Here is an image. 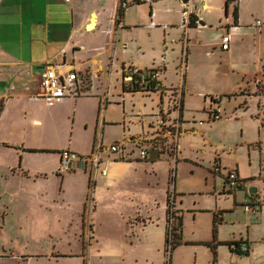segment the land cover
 Returning <instances> with one entry per match:
<instances>
[{
	"label": "crops",
	"instance_id": "0c3cea01",
	"mask_svg": "<svg viewBox=\"0 0 264 264\" xmlns=\"http://www.w3.org/2000/svg\"><path fill=\"white\" fill-rule=\"evenodd\" d=\"M222 1L223 6L218 7L214 0H188L187 4L182 0H0V237L21 238L45 232L53 238L62 233L59 231L65 234L72 226L70 220L60 229V216L51 218L48 211L70 207L65 201H71V196L76 193L79 195L78 232L84 237L85 202L89 196L93 198L90 215L93 222L97 215L95 200L100 205L107 194L124 185L131 189V193L122 202L135 208L134 214L127 212L123 216L121 212L119 217L130 225L132 239L128 241L129 247L136 246L140 255L157 252L161 257L158 264L166 263L168 195L175 183V169L182 161L189 160L186 156L181 158L183 153L178 149L174 158L148 142L159 135L168 136L158 125L160 113L171 108L178 91L174 89L172 93H166L168 88H182L184 105L190 102L187 99L191 94L183 73L187 75L191 35L213 27L211 18L206 15L224 8L227 20L229 6L233 10L235 5L238 7L239 0L228 6L226 0ZM191 15L195 18V27L188 25ZM174 17H179L181 23L173 21ZM151 23L155 26L151 27ZM233 24L236 29L241 27L239 16ZM177 25L185 34L180 47L187 66L180 76L175 74L177 80L173 81L170 72L177 69L173 58V47L177 43L174 38L170 41L169 37L174 36L171 30ZM157 33L158 39L155 37ZM226 35L218 34L220 48ZM231 46L230 38V49ZM48 65L57 72L75 70L80 85L81 79L87 81L83 93L55 102H46L39 97V75ZM131 69L142 72L159 70L161 90L132 89L124 78ZM135 118L140 119L141 127L132 122ZM191 129L182 132L186 134L194 130ZM116 142L125 144L124 151H102L94 179L82 171L58 173L60 151L70 150L88 156L96 144L107 148ZM138 146L148 150L146 160H141L133 150L139 149ZM218 162L221 168L220 160ZM103 170L106 175H102ZM213 180L217 199L227 196L224 200H228V196L233 195L237 201L236 193H231L232 190L228 194L225 192V181L219 189L216 179ZM139 187L147 190L158 187L160 195L151 201H138ZM256 188L257 192L250 195L252 201H258L259 187ZM172 191L175 200L183 193L178 182ZM183 205L184 201H175L177 215L182 219ZM140 206L146 212L141 213ZM215 215L221 221V214ZM155 222L162 227L160 241H153L148 231ZM93 229L91 223L90 233ZM92 239L91 235L87 246L83 242L81 251L84 257ZM181 239L179 246H191L183 240V222ZM223 243L229 242L218 237L213 246L215 249L217 245L229 248V244ZM206 245L212 250L210 244ZM11 254L15 255L0 242V264L24 262L22 259L18 261L16 255L6 257ZM24 255L30 259L42 254ZM70 256L80 257L81 253L64 254V257ZM212 256L213 264V252ZM82 262L86 264L83 258Z\"/></svg>",
	"mask_w": 264,
	"mask_h": 264
},
{
	"label": "rangeland",
	"instance_id": "374dc122",
	"mask_svg": "<svg viewBox=\"0 0 264 264\" xmlns=\"http://www.w3.org/2000/svg\"><path fill=\"white\" fill-rule=\"evenodd\" d=\"M214 3L218 7L223 6L222 0H214ZM226 13L223 8L222 11L206 15V18H211L213 27L203 28L191 35L187 75L183 73L191 96L187 99L190 102L185 105L184 101L182 103L181 129L194 130L186 134L181 131L177 145L178 151L183 153L181 158L186 156L191 162L179 163L178 169H175V183L171 188L174 190L178 182L179 190H183L176 200L184 201V219L180 216L183 240L191 246L183 244L174 248L169 264H212L213 250L206 244H213L214 236L216 241L219 237L229 242L223 243L225 245L239 242L240 249L243 245L248 248L246 255L234 251L231 253L228 246L217 245L216 264H264V0L238 1L239 29L233 24V7L228 8L227 20ZM173 21L181 23L179 17H174ZM257 21L261 24L256 25ZM171 31L174 36L169 37V40L174 38L177 43L173 47L177 69L170 72V78L174 81L177 80L175 74L180 76L182 69L186 70L187 62L180 47L181 40H184V30L177 25ZM218 34H228L232 39L229 51L221 50ZM155 37L158 39L159 33ZM174 89L182 90L178 86L170 87L166 93H172ZM212 96L222 97L221 118L216 121L209 120L206 112L207 100ZM165 108L168 107L165 105ZM177 115V111L172 108L166 125L172 123ZM132 122L141 127L140 119L135 118ZM133 150L139 155V149ZM215 160L221 162L220 171L215 170ZM230 171H238L239 178L247 181L240 189L231 191L236 193L237 201H234L233 195L228 196V200H224L227 196L217 199L213 179H216V186L220 189ZM257 186L258 201H252L249 190ZM138 190V201H151L160 195L158 187L153 190L139 187ZM172 190L171 206L177 211ZM228 191L226 187L225 192ZM128 193H131V189L122 185L107 194L100 205L95 200L97 215L93 222L89 202L84 211V237L78 232L79 195L76 193L71 196V201H65L70 207L48 211L51 218L60 216V229L61 225L70 220L72 226L65 234L59 231L62 233L53 238L45 232L21 238L0 237V242L6 250H11L18 257V261L24 260L21 264H83L82 258L86 264H158L161 259L159 253L145 252L140 255L136 246L129 247L128 241L132 239L130 225L119 218L121 212L123 216L127 212L135 213V208L128 202H122L126 201ZM140 208L141 213L146 212L143 206ZM218 213L221 214V221L217 216L219 222L214 224L213 215ZM65 214L67 216L63 217ZM91 223L94 224L92 233L89 231ZM148 231L153 241L161 240L162 227L157 226L156 222L148 227ZM91 235V246L87 248L84 257L82 245L83 242L85 246L88 245ZM35 253L42 255L30 259L28 255L22 256ZM77 253H81V256L64 257V254Z\"/></svg>",
	"mask_w": 264,
	"mask_h": 264
},
{
	"label": "built area",
	"instance_id": "2783aa9c",
	"mask_svg": "<svg viewBox=\"0 0 264 264\" xmlns=\"http://www.w3.org/2000/svg\"><path fill=\"white\" fill-rule=\"evenodd\" d=\"M153 1V0H147ZM184 14H188L184 12ZM261 22L257 21L256 25H260ZM151 27H154V23L150 24ZM221 48L223 51H228L230 49V37L228 35L224 36L221 42ZM125 80L130 82L131 88L137 91H147V92H155L161 90V84L158 80L159 78V70H150L146 72H142L138 69H131L128 75H126ZM82 84L80 85V79L78 73L75 70L65 71V72H57L53 66H45L43 67L40 75H39V85L41 88V93L39 97H41L46 102H55L65 98L67 96H75L78 97L83 93L84 84L87 82L81 79ZM82 87V90H81ZM74 88L75 91H71ZM221 96H212L207 100L208 108L206 110L209 115V120L216 121L221 118ZM182 103H183V91H177L176 96L174 97V101L171 105V108L166 111H162L160 113V121L158 123L161 131H164L168 134L167 137L159 135L154 141L148 142V144L152 147L154 145L158 146L164 140L167 141V146L169 153L176 158L177 155V145L179 136L181 134V125H182ZM177 111V118L166 125L168 121L165 119L171 113V109ZM165 141V142H166ZM164 142V143H165ZM138 145H141L138 143ZM166 145V144H165ZM159 147V146H158ZM125 144L124 143H113L107 148L103 147L101 144H96L93 148V151L88 156H80L77 153L70 150H62L59 153L60 156V164L58 168L59 174H67L73 173L77 171H82L87 173L92 179L95 178L99 165L101 163L100 154L104 150H109L112 153H122L124 151ZM139 148V158L141 160H146L148 158V150L146 148ZM161 150V149H159ZM215 170L220 171L219 162H215ZM102 175H106V171H102ZM226 187L229 190L240 189L244 185V181L241 180L237 174V172L230 171L227 176H225ZM90 200V201H89ZM90 202V211L93 210V198L91 195L88 198L86 208ZM174 206H170L169 213L167 214V224H168V252L170 253L171 243L174 238V226L176 224L178 215L177 211L174 210ZM92 213V212H91ZM91 215V214H90ZM233 251H239L241 253H245L248 251V248L243 245L242 249H240L239 244H232L230 246Z\"/></svg>",
	"mask_w": 264,
	"mask_h": 264
},
{
	"label": "trees",
	"instance_id": "16d2710c",
	"mask_svg": "<svg viewBox=\"0 0 264 264\" xmlns=\"http://www.w3.org/2000/svg\"><path fill=\"white\" fill-rule=\"evenodd\" d=\"M236 0H226V6H228L231 2H235ZM233 16H234V20L235 22L237 21V18H238V7L237 5L234 6V10H233ZM188 25L190 27H195V18L193 17V15L190 16V21L188 23ZM2 107L0 105V111H1ZM168 140H169V137H168ZM167 140V141H168ZM166 140H164L165 142ZM167 141L164 143L162 142L161 144H159L158 146L154 145L153 148H158V149H161L160 152H168L169 153V150H168V146H167ZM166 144V145H165ZM170 154V153H169ZM172 181H173V178H172ZM244 182H246L247 180H243ZM170 194H171V191L169 192V195H168V209H167V214L169 213V208L171 206V201H170ZM85 209H86V204H85ZM84 220H85V217H84ZM168 222V220H167ZM219 222V219L218 217L215 215L214 216V224H217ZM181 227H182V220L180 217L177 218V221H176V224L174 226V238H173V242L171 243V249H170V253L167 255V259H166V264H169V258H170V255L173 251L174 248H176L177 246H179L181 243H182V239H181ZM216 233V229H214V234ZM168 228L166 229V247H165V253L167 254L168 252V245H169V241H168ZM216 239H215V236H214V241L215 242ZM234 244L238 245L239 242H235ZM232 244H229V248H231ZM209 246L212 247V250H213V255H214V259H213V264L216 263V252H215V247L213 246V244H210ZM230 251H233L232 249H230ZM234 252H237L239 254H243L239 251H234ZM246 255H248V251L245 252Z\"/></svg>",
	"mask_w": 264,
	"mask_h": 264
},
{
	"label": "water",
	"instance_id": "95a60500",
	"mask_svg": "<svg viewBox=\"0 0 264 264\" xmlns=\"http://www.w3.org/2000/svg\"><path fill=\"white\" fill-rule=\"evenodd\" d=\"M183 3L187 4L188 3V0H182ZM257 192V188H254L252 187L250 190H249V194L252 195L254 193Z\"/></svg>",
	"mask_w": 264,
	"mask_h": 264
},
{
	"label": "bare ground",
	"instance_id": "6f19581e",
	"mask_svg": "<svg viewBox=\"0 0 264 264\" xmlns=\"http://www.w3.org/2000/svg\"><path fill=\"white\" fill-rule=\"evenodd\" d=\"M16 262V261H15Z\"/></svg>",
	"mask_w": 264,
	"mask_h": 264
}]
</instances>
